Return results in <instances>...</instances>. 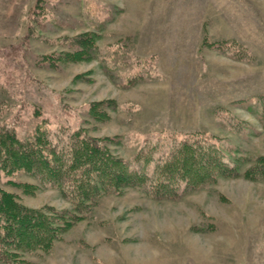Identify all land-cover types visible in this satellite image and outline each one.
I'll return each instance as SVG.
<instances>
[{"label":"rangeland","instance_id":"1","mask_svg":"<svg viewBox=\"0 0 264 264\" xmlns=\"http://www.w3.org/2000/svg\"><path fill=\"white\" fill-rule=\"evenodd\" d=\"M86 32L93 55L75 61ZM1 127L109 137L151 177L185 142L234 170L162 196L103 192L81 213L58 188L26 194L9 182L35 178L3 175L25 205L71 220L48 251L0 264H264V169L247 172L264 156V0H0Z\"/></svg>","mask_w":264,"mask_h":264},{"label":"trees","instance_id":"2","mask_svg":"<svg viewBox=\"0 0 264 264\" xmlns=\"http://www.w3.org/2000/svg\"><path fill=\"white\" fill-rule=\"evenodd\" d=\"M94 32L82 34L76 41L78 49L68 56L75 61L93 55L96 47ZM90 114L100 117L106 114L102 101L92 104ZM83 129L76 130L67 144L58 142L41 128L32 135L21 138L7 127L0 128V179L27 173L37 180L10 181L23 193L34 194L41 187L58 188L75 198L73 207L80 213L87 208L85 203L96 199L103 192L115 191L128 185H147L160 196L176 192L178 182L187 186L209 183L218 174L233 172L226 161L215 157L209 148L182 143L170 159L158 165L155 175L130 168L109 148V137H89ZM264 169V156L256 160L247 172ZM237 172V171H236ZM63 212L49 205L39 207L25 205L19 195L0 187V255L6 258L21 256L35 250L48 251L58 236L63 221ZM17 260V259H16Z\"/></svg>","mask_w":264,"mask_h":264}]
</instances>
